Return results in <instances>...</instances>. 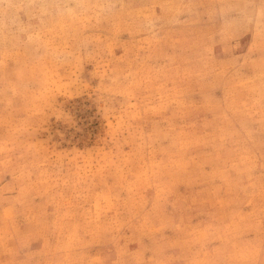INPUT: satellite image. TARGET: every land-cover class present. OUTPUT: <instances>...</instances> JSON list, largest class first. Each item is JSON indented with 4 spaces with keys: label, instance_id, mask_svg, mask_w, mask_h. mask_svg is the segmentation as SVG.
<instances>
[{
    "label": "rangeland",
    "instance_id": "rangeland-1",
    "mask_svg": "<svg viewBox=\"0 0 264 264\" xmlns=\"http://www.w3.org/2000/svg\"><path fill=\"white\" fill-rule=\"evenodd\" d=\"M0 264H264V0H0Z\"/></svg>",
    "mask_w": 264,
    "mask_h": 264
}]
</instances>
